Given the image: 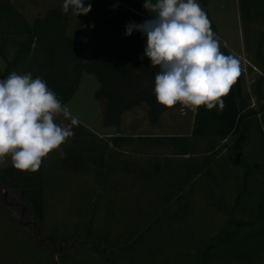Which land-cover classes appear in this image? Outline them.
I'll return each instance as SVG.
<instances>
[{"label": "rangeland", "instance_id": "1", "mask_svg": "<svg viewBox=\"0 0 264 264\" xmlns=\"http://www.w3.org/2000/svg\"><path fill=\"white\" fill-rule=\"evenodd\" d=\"M11 1L30 21L42 15L47 8L62 7L64 2ZM113 1L133 7L148 19L156 15L144 7L145 0ZM92 2L84 0L85 7L89 3L92 5ZM155 2L152 0V3ZM197 2L202 7L200 1ZM238 7L239 0H208L210 20L214 19L220 30L221 51L224 42H230L236 48ZM67 15L69 33L90 49L86 54L91 56L92 44L95 45L91 29L92 12L77 17L69 10ZM0 64L5 65L3 61ZM97 89L94 76L83 74L74 98L66 104L72 116L79 120V124L73 126L74 135L61 146V150H53L43 159L38 172L44 186L41 225L33 221L25 203L0 182V264H111L109 260L104 263L93 251L91 243L97 241H101L100 249L107 248L106 242L120 244L118 264H193L199 248L213 243L237 219H249L247 211L242 213L246 209L238 210L235 206L242 191L244 175L225 149L227 143L215 141L210 148L207 141H202L191 158L174 157L168 151L154 150L161 164L165 159L180 164L188 158L198 164L209 162L207 169L187 182L181 192L173 189L171 178L179 177V169L169 174L147 173L151 168L146 161L152 160V153L143 156L130 150L123 152L109 148L101 171L99 157H92L94 145L91 144L95 143L97 152L96 146L100 145L97 140L115 136L116 131L103 127V108L94 98ZM181 109L187 112L186 117H180ZM188 113L189 109L182 105L170 113L175 116L173 121L184 123L181 129L169 127L152 133H184L190 125ZM132 117L125 114L123 122L129 124L135 120L141 124V111L136 113L134 119ZM170 120L166 119L165 122L172 123ZM56 123L67 125L70 120H65L61 115L56 117ZM124 132H127L126 129ZM138 133L151 134L143 128ZM250 137L242 153L257 175L244 199V202L252 204L261 194V188L257 185L264 180L262 167H254L255 149H260L259 165H264V147L261 149L258 138L256 143L254 136ZM80 149L84 152L80 155L79 163L75 162L74 157L62 163V159ZM129 162L134 168L127 171ZM10 166L9 157L6 164L0 165V169ZM143 170L146 171L144 174ZM30 174L24 172V175ZM168 197L172 199L169 204L165 200ZM166 207L169 211L163 212ZM157 216V223H152ZM89 227L91 238L85 246L80 247ZM259 264H264V256Z\"/></svg>", "mask_w": 264, "mask_h": 264}, {"label": "trees", "instance_id": "2", "mask_svg": "<svg viewBox=\"0 0 264 264\" xmlns=\"http://www.w3.org/2000/svg\"><path fill=\"white\" fill-rule=\"evenodd\" d=\"M208 18V0H199ZM243 6L240 4V11ZM91 29L95 45L89 60L85 54L90 50L77 38L69 36L70 21L67 13L58 7L47 8L40 16L31 21L17 10L11 0H0V59L5 69L0 79L7 78L12 72L31 74L33 78H41L55 92L62 104H68L75 96L83 74L92 75L98 83L94 98L102 110L104 128H114L118 133L122 116L140 106L147 109V121L158 126L164 114L173 108H167L156 100L155 76L158 67H152L150 59L144 55L147 37L139 31L126 35L127 25L142 24L148 18L139 16L113 0H93ZM211 21V20H210ZM214 34H217L211 21ZM12 50V54H10ZM225 55H227L224 52ZM261 65V54L257 55ZM262 78L257 79L251 86V93L256 94V88H261ZM245 76L241 72L230 93L224 97L225 108L220 111L208 110L201 106L193 116L192 130L189 136L137 138V142L149 146H167L174 157H194L198 143L207 141L212 148L213 142L227 141V152L243 170V187L236 199V209L242 213L248 212L249 219H237L234 225L224 229L222 234L209 246L199 248L193 264H259L264 256V180L259 182L261 194L252 204L244 202L246 194L254 184L255 172L251 163L243 156L241 148L248 138L247 125L253 110L241 114L245 104ZM132 138L110 137L97 140L92 157H99V164L104 167L105 153L109 148L121 147L122 144L132 143ZM83 150L70 154L62 159L66 163L73 158L76 163L81 160ZM74 155V156H73ZM95 159V158H94ZM167 172L180 170L179 177H171L173 189L181 192L186 183L193 180L207 169L208 161L202 164L191 159L173 164L171 159H165ZM264 172V168H261ZM39 171L24 175L13 166L0 169V182L12 191L19 201L29 208L30 216L38 225L43 219V180ZM264 176V174H263ZM166 202L172 201L170 197ZM244 202V203H243ZM169 211V208L163 212ZM159 216L152 223H157ZM91 227L84 234L80 247L90 240ZM136 235V234H135ZM101 241L91 243L96 255L106 263L118 264L120 244L107 243V248L100 249ZM100 249V250H99ZM53 251L54 249L51 248ZM109 250V252L107 251ZM54 252V251H53Z\"/></svg>", "mask_w": 264, "mask_h": 264}, {"label": "clouds", "instance_id": "3", "mask_svg": "<svg viewBox=\"0 0 264 264\" xmlns=\"http://www.w3.org/2000/svg\"><path fill=\"white\" fill-rule=\"evenodd\" d=\"M144 7L156 15L142 24L130 23L126 35L139 31L147 37L144 55L152 67L159 68L154 88L158 103L167 108L179 103L192 112L201 106L208 110L218 106L223 111V98L242 70L234 55L221 51L211 21L197 0H145ZM62 10L78 17L91 12L92 5L64 0ZM61 115L70 123H56ZM78 124L41 78L12 72L0 79V165L10 157L19 171H39L43 159L61 150Z\"/></svg>", "mask_w": 264, "mask_h": 264}, {"label": "crops", "instance_id": "4", "mask_svg": "<svg viewBox=\"0 0 264 264\" xmlns=\"http://www.w3.org/2000/svg\"><path fill=\"white\" fill-rule=\"evenodd\" d=\"M63 3V2H62ZM123 7L130 10L131 12L142 16L144 18H147L145 15H143L141 12L137 11L133 7H130L129 5H123L120 3ZM240 4L243 6L242 12L240 11ZM62 9V7H60ZM239 18H236V29L238 30V42L236 43V48L230 44V42H224L223 50L222 52L226 53L227 55H234L240 62L241 66V72L245 76V82H246V92L243 96L244 101V108L242 109L241 114L245 113L248 110H253L254 114L250 117V121L247 125L248 130V138L246 139L245 144L241 148H246V144H248V140H250V136H254V140L257 143V138L259 139L260 143L262 144L261 149L264 147V0H239ZM212 22L215 25V28L217 30V37L220 36V30L217 25V22L215 23L214 19H212ZM69 32V31H68ZM74 34V33H73ZM69 36L76 38L74 35L69 33ZM79 40V39H78ZM261 54V57L263 59V65L260 64L257 55ZM87 55V54H86ZM84 57V60L87 61L90 57V55ZM2 61V60H0ZM5 69V65L0 64V77ZM253 77V78H252ZM262 78L263 82L261 84V88H256V94L253 95L251 93V86L253 83L259 79ZM141 111L143 115V119L141 124H137L135 120H132L131 123L125 124L123 122L125 114L133 116L132 118H135V115L137 112ZM171 112H168L164 114L161 118L160 124L158 126H153L147 121V109L144 106H140L138 108H135L127 113H125L122 116L121 124H120V131L115 136H121V137H127L132 138V143L122 144L121 147L113 148L115 151H127L130 150L131 152H137L143 156L147 154L153 155V158L151 161H146V164H148L151 168L150 172H147L148 174H157L159 175L161 172H165L166 174H169L166 169V161H164V164H161V159L157 158V153H153L154 150L160 152L161 150H165L166 152L169 151V148L167 146H149L143 143L137 142V138H159V137H180V136H189L192 125H193V116L194 112L189 110L190 115V125H188L187 131L184 133H180L179 135H162V134H154L152 132H159L163 130L164 128H173L175 130H179L183 127L184 123L179 122V120L173 121L172 119L175 117L173 114H170ZM181 115L180 117H186L187 112L185 109H181ZM139 115V113H138ZM166 119H171L172 123H166ZM183 123V124H182ZM191 126V127H190ZM143 128L148 132H151V134H144V133H138L139 130ZM124 129H126L127 132H124ZM182 132V131H180ZM110 138V137H109ZM223 143H227L226 140L222 141ZM227 146V145H226ZM246 146V147H245ZM227 150V148H225ZM260 149H255V163L254 167H263L264 165H259V158L261 157L259 155ZM130 164L127 171L132 170L134 167L132 166V163ZM101 171L103 167L100 166ZM130 168V170H129ZM146 172L143 170V174ZM173 172V171H172ZM171 173V172H170ZM255 175V179H256Z\"/></svg>", "mask_w": 264, "mask_h": 264}]
</instances>
